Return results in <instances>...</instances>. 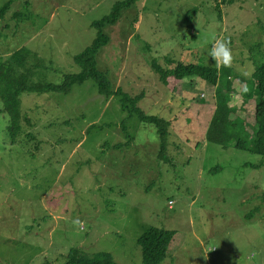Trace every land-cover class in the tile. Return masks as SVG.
Wrapping results in <instances>:
<instances>
[{"label": "rangeland", "instance_id": "1", "mask_svg": "<svg viewBox=\"0 0 264 264\" xmlns=\"http://www.w3.org/2000/svg\"><path fill=\"white\" fill-rule=\"evenodd\" d=\"M7 1L0 62L24 48L28 84H58L79 71L74 57L94 39L92 23L122 0H0V8ZM103 32L95 61L121 96L99 94L91 79L67 93L22 92L13 138L0 98V264H62L71 248L142 264L136 240L149 227L174 232L159 264H264L262 158L207 141L213 86L186 78L176 92L151 68H171L165 58L215 66L207 50L227 40L230 105L251 123L239 77L264 63V0H134ZM132 104L169 122L165 146L151 124L129 116Z\"/></svg>", "mask_w": 264, "mask_h": 264}, {"label": "trees", "instance_id": "2", "mask_svg": "<svg viewBox=\"0 0 264 264\" xmlns=\"http://www.w3.org/2000/svg\"><path fill=\"white\" fill-rule=\"evenodd\" d=\"M133 1L122 0L115 2L108 15L92 23V26L96 29L94 39L87 48L74 57V62L78 66L79 71L75 74L64 75L62 81L58 84H28L30 72L29 68H26V57L29 52L24 48L14 51L8 58L0 62V98L3 102V112L9 115L7 131L12 138L16 135L13 124L20 119L18 95L22 92L67 93L72 85L82 84L86 79H91L94 81L99 94L105 97H109L113 93L121 96L120 88L113 91L105 73L97 68L95 56L109 40L103 29L113 26L117 22L121 11L128 8ZM10 3L11 1H7L0 8V17L9 9ZM196 10V8H192L189 10V14L191 16L194 15ZM186 22L189 23L190 18H187ZM164 60L172 67L164 69L159 64L152 63L151 68L157 72L159 80L164 85L172 84V90L177 92L180 90L183 80L193 77L214 87V96L212 98L214 109L207 126V141L221 145L223 148L227 147L230 142L239 150L259 155L262 158L261 162H264V63L255 66L248 79L239 77V81L243 83V87L240 90L242 104L252 103L253 118L251 123H247L238 115L239 113H236V107L230 105L232 93L230 76L232 72L229 68L225 69L223 66L217 68L216 66H208L201 63L182 64L178 62L175 64V62L167 58ZM15 68L24 69V71L14 78L11 74ZM222 79H224L223 82H221ZM176 80L181 83L175 82ZM245 87L247 91H243ZM126 100L134 101L136 98L129 99L126 96L121 98V101ZM125 107V103L121 104L122 109ZM238 110H242V105L238 107ZM128 113L129 116L135 114L139 121L144 124H151L160 139V145H166L167 137L169 136V122L167 120L155 115H146L135 104H132ZM123 123L122 121L121 126L124 129ZM114 147H118V145H114ZM252 166L256 167L257 165ZM173 235L174 232L172 230L156 227H149L143 231L136 240V244L140 247L142 264H159L167 254ZM63 258L62 264H118L109 253L98 251L88 254L79 248L69 249Z\"/></svg>", "mask_w": 264, "mask_h": 264}, {"label": "clouds", "instance_id": "3", "mask_svg": "<svg viewBox=\"0 0 264 264\" xmlns=\"http://www.w3.org/2000/svg\"><path fill=\"white\" fill-rule=\"evenodd\" d=\"M207 55L217 68L229 67L233 59L227 40H215L207 50ZM243 91H247V88L245 87Z\"/></svg>", "mask_w": 264, "mask_h": 264}]
</instances>
